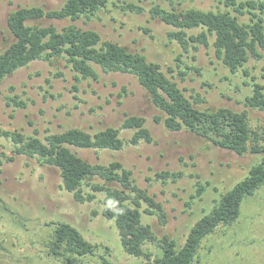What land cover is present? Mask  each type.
<instances>
[{
    "label": "rangeland",
    "instance_id": "obj_1",
    "mask_svg": "<svg viewBox=\"0 0 264 264\" xmlns=\"http://www.w3.org/2000/svg\"><path fill=\"white\" fill-rule=\"evenodd\" d=\"M64 1L0 0V51L13 41L7 25L10 12L25 6L57 9ZM179 2L178 9H223L217 0ZM114 3L121 4L108 0L107 8L98 11L90 20L42 19L39 24H53L58 29L76 24L93 30L103 40L117 42L130 51L144 54L148 61L158 63L186 97L191 101L202 99L203 102L197 104L199 107L247 110L250 127L259 131L264 129V111L244 105V97L251 89L243 84L244 81L251 84L252 77L262 81L263 60L250 59L245 64L249 78L232 75L216 57L213 37L209 38L208 47L198 45L196 50L189 47L185 51L168 38V33L174 30L171 26L151 18L147 2L140 3L144 7L140 14L122 11ZM162 5L171 7L167 1ZM240 19L248 21L249 15ZM143 28L149 29L150 35L144 33ZM200 31L194 29L188 34L195 35ZM97 70V81L78 83L63 60L52 64L37 60L16 70L0 82V127L20 131L26 136L37 133L43 138L47 133L69 128L89 133L109 126L117 128L126 115L145 118L153 139L151 143L125 144L120 151L74 147L71 150L89 163L106 165L119 161L131 170L135 184L147 189L163 205L166 214L164 225L157 216L146 214H142V223L149 225L159 239L167 237L180 248L190 228L211 211L222 193L247 175L260 155L246 153L240 156L190 132L167 130L153 121V117L160 116L161 112L135 76ZM180 72L184 73L183 79ZM8 96H17L26 106H8ZM131 135L130 130L120 132L123 140H128ZM4 155H14L13 145L8 139L0 138V160L3 162L0 166V264H101L102 256L112 264L148 263L123 251L114 222L101 215L105 207L103 193H96L91 202H78L72 193L61 188L57 168L24 156L6 162ZM165 170L182 172L184 176L165 184L153 180L156 172ZM198 182L209 185L200 199L191 200ZM82 190L83 193L90 192L86 186ZM188 202H191L190 206H187ZM58 222L70 224L84 239L97 245L95 255L73 257L70 262L49 256L47 244L54 228L51 223ZM144 250L151 254V261L162 254V249L151 243L145 244ZM192 264H264V185L243 201L240 215L233 224L220 225L202 239Z\"/></svg>",
    "mask_w": 264,
    "mask_h": 264
},
{
    "label": "trees",
    "instance_id": "obj_2",
    "mask_svg": "<svg viewBox=\"0 0 264 264\" xmlns=\"http://www.w3.org/2000/svg\"><path fill=\"white\" fill-rule=\"evenodd\" d=\"M115 7L135 14L144 12L142 2L149 4L152 19H158L174 30L168 33L182 49H197L198 45L209 46V38L216 57L232 75L250 77L245 64L250 60H263L261 79L252 77L251 93L244 97L247 108L264 111V0H217L223 9L202 10L193 7L178 9L180 0H116ZM169 2L168 9L163 2ZM177 1V3L175 2ZM108 0H65L60 8L46 10L40 6L20 7L10 12L8 29L13 41L0 51V82L16 70L33 61L54 63L63 60L73 73V80L97 81L99 68L103 73L119 72L135 76L148 93L152 104L161 112L153 121L169 131L184 130L207 140L216 147L234 152L260 155L247 175L222 193L211 211L204 214L188 231L184 243H176L167 237L159 239L149 225L142 223V214L157 216L162 225L166 223L163 205L145 188L135 184L132 171L119 161L109 164H92L85 161L71 147L120 151L125 144L138 145L153 141L145 118L126 115L119 127L109 126L89 133L79 128L47 133L43 138L37 133L26 136L17 130L0 127V138L8 139L13 145V156H5L11 162L16 156L35 158L40 164L59 170L61 188L73 194L76 201L84 203L95 199L96 193L105 195V207L101 215L114 222L123 251L133 257L143 258L144 264H192L202 239L214 233L220 226L233 224L240 215L243 201L253 196L264 185V129L254 130L249 125L247 110L235 111L227 107L201 108L200 98L191 101L168 77L158 63L148 61L137 51H130L117 42L103 40L90 29L69 24L58 29L53 24L40 25L42 19L69 20L81 18L90 20L98 11L107 8ZM249 15L248 21L240 17ZM200 29L195 35L188 31ZM150 35V30L143 28ZM181 79L184 73L180 72ZM77 90L76 85L73 86ZM125 90L123 89V93ZM121 96V95H119ZM6 104L25 107L26 103L17 96L6 97ZM122 130L132 131L128 140L120 136ZM3 164L0 160V166ZM184 174L176 171H160L153 180L163 184L176 182ZM98 180V181H96ZM150 180V179H147ZM206 182H198L191 200L200 199L206 191ZM90 189L83 193L82 187ZM191 202L187 203L190 206ZM144 206V207H143ZM93 214L96 215V212ZM53 233L47 244L48 255L64 262L73 257L94 256L97 245L88 242L81 233L66 222L51 223ZM151 243L162 249V254L151 261V254L144 245ZM108 251L107 248H105ZM151 262V263H149ZM101 264H112L101 257Z\"/></svg>",
    "mask_w": 264,
    "mask_h": 264
}]
</instances>
